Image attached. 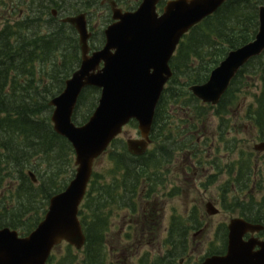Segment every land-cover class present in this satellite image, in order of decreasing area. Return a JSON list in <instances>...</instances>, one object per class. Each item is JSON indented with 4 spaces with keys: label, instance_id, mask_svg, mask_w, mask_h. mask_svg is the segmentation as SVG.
Masks as SVG:
<instances>
[{
    "label": "trees",
    "instance_id": "trees-1",
    "mask_svg": "<svg viewBox=\"0 0 264 264\" xmlns=\"http://www.w3.org/2000/svg\"><path fill=\"white\" fill-rule=\"evenodd\" d=\"M26 1H29L30 9L25 21L16 25L7 23L0 29V112L3 115L0 120V227H11L21 235H27L37 227L47 212L52 196L63 191L75 173V170H70L74 163V149L65 137L54 130L51 122L53 108L50 101L63 91L66 80L81 63L78 33L71 24L60 19L81 12L89 14L93 8L103 5V0ZM116 1L130 10L141 2ZM261 4L264 0L227 1L183 37L171 60L174 74L156 109L152 128L154 147L145 155L133 156L125 142L114 141L108 151L112 166L107 172L113 177L108 180L105 174L96 172L80 207L79 214L86 234L85 246L82 251H77L67 245L65 258L57 260L56 255L53 256L56 264H74L78 261V253L83 254V264L106 262L114 206H127L135 212L138 207L136 198L154 197L162 183L159 169L166 166L171 153L192 151L193 158L202 156L198 137L192 131L199 130L196 122L206 119L207 112L203 108L207 106L189 87L205 82L230 50L255 37ZM54 9L58 12L57 16L53 14ZM106 21L108 23L99 34L93 31L92 39L97 40L95 37L99 36V46L92 45L95 49L105 42L104 29L111 22V15ZM42 24L47 29L44 33L39 31ZM249 75L250 78L258 76L262 84L255 104L250 107L249 119L263 140L264 54L252 59L239 71L219 106L223 108L227 98L231 99L226 104H233ZM100 92L99 88L92 86L82 91L73 117L77 124H83L90 118L98 105ZM187 103L194 107V118L192 112L186 118L180 114H176L175 119L170 117L169 112H173L175 107L182 111ZM217 114H222V111L218 110ZM224 122L225 118H222L218 132L221 141L227 134ZM210 144L206 141V145ZM227 144L228 150H235L237 146L236 141ZM250 161L238 162L239 170L235 168L236 163L227 165L229 176L240 192L249 191L255 183L253 176L258 174L252 167L256 164L252 157ZM46 163L47 168H44ZM212 163L220 169L223 167L217 162ZM34 167L38 169L39 175L35 173L38 182H34L29 175ZM238 207L244 209L242 214L245 215H264L262 203L251 201L236 205ZM257 219L262 221L261 217ZM184 234L178 233L174 237L177 246L181 245Z\"/></svg>",
    "mask_w": 264,
    "mask_h": 264
},
{
    "label": "water",
    "instance_id": "water-1",
    "mask_svg": "<svg viewBox=\"0 0 264 264\" xmlns=\"http://www.w3.org/2000/svg\"><path fill=\"white\" fill-rule=\"evenodd\" d=\"M142 0L135 10H124L115 0L111 5L114 22L105 29L106 42L92 50L88 14L68 15L61 20L78 32L82 58L79 68L67 79L64 90L50 102L55 131L66 137L76 153V174L67 188L54 195L43 220L27 236L10 227L0 228V264H48L54 247L68 242L81 249L86 235L79 218L94 164L136 120L141 138H129L130 153L143 155L151 143L157 105L173 71L170 60L182 37L227 0ZM264 53V5L259 7V30L247 44L230 51L212 70L209 79L190 86L204 103L216 105L238 71L253 57ZM101 89L98 106L83 125L73 121L79 97L86 87ZM2 114L0 113V120ZM264 150V141L255 147ZM37 181L33 172H30ZM210 213L217 210L208 205ZM263 226L235 218L229 225L227 256L207 258L203 264H264V241H243L248 231ZM259 245L258 250H254Z\"/></svg>",
    "mask_w": 264,
    "mask_h": 264
},
{
    "label": "rangeland",
    "instance_id": "rangeland-1",
    "mask_svg": "<svg viewBox=\"0 0 264 264\" xmlns=\"http://www.w3.org/2000/svg\"><path fill=\"white\" fill-rule=\"evenodd\" d=\"M122 7L125 8L124 5H122ZM29 9V1L26 0H0V29L4 28L7 23L16 25L17 23L25 21L29 14ZM109 15L112 16V10L109 5H102L101 7L96 9L93 8V10L89 12L91 30L99 34L101 28L108 23L106 21V18ZM41 26L42 27H39V31L44 33L47 30L46 26L44 24H42ZM95 38H97V40L92 39L91 45L99 46V36ZM251 69H253V67ZM251 77L253 78H250L249 75V77L243 81L244 83H246V85H243L241 87V90L237 92V99H234L233 104L230 103L229 105H227L226 103L231 99L227 98L225 100L223 108L221 106H217L214 108H203L204 112H207V117L202 122H196L195 124V126L197 125V127H199V131L197 132L196 136L198 137L197 144L200 145L199 147L202 152V156H200V158L204 156L205 162H208L206 166L209 169V174H206L202 179H199L200 175H202L200 172L198 173V175L194 174L195 178L193 179L186 178L187 176L193 174L188 168L187 174L182 173V165H184L183 160L185 158V153L173 152L170 155V160L166 161V168L168 169L166 176L167 181L166 184H164V180L158 187L159 198L156 202L157 208L161 209L162 206L161 212L159 211L161 214L157 216L159 219H161V224L159 225L160 228L157 229L158 233L156 239L152 238L154 236L146 238V246H151V244L148 245V242L151 241L152 243V241H157L159 239L162 241H169V235L164 233V231L169 230V224L172 215L176 214L177 219L179 220L188 219V216L191 213V211L189 210L193 208L194 205L198 206L199 212L206 213L205 211L207 201H214L216 206L221 209V211L219 215L214 217L211 216L206 219L205 223L207 225L209 224V228L207 227L206 229L211 230H209V232L205 236H203L201 240L199 238L197 239V242L201 241V245H199V249L196 251L197 254L201 249L204 250V246H206V244L208 245V242L209 244L216 245L219 243L217 241L218 237L214 235L215 230L213 229H215L216 225L220 221H225L226 223H228L232 217H236L238 214H240L241 208H234L231 210V203H233V199L239 198L238 201L242 200L246 203L251 201L259 202L260 200L264 199V152H258L254 148L255 144L261 142L262 139H260L261 137L258 130L252 124L253 122L249 119L250 107L255 104L256 94L260 93L262 84L258 79V76L252 75ZM184 106L186 108H184V110L182 111L177 110L176 107L173 112L170 110V117L175 119L176 114L177 116H179L180 114L182 115V118H186L190 117V114L192 112V117L194 118V107L192 105H189L188 103ZM225 107L226 111L224 110ZM218 110L222 111V114H217ZM222 118H225L224 128L227 127V134L226 136H224L225 139L221 141L220 134H218V132L220 130L219 126ZM172 121L174 122V120ZM181 122L182 119L180 123ZM120 137L123 142L126 141L129 137H140L137 126L129 124L125 127L124 133ZM211 139H213L212 142ZM206 141L207 144L211 143L210 146L206 145ZM229 141L237 142L235 150L227 149V143ZM153 147L154 146L152 145L150 149ZM218 147L219 150L217 149ZM199 155L200 154L198 153L197 156ZM218 157L219 159H217ZM250 157H252L253 162L257 164H253L252 166L255 172L258 171V174L256 173L257 176H254L257 183L255 182L254 187H252V189L247 192H232L231 190H235V185L233 184L234 181H232V178L229 176V168H227V165H233L234 163H236V170H238L237 168L240 166H238L237 163L247 161L251 162ZM172 160H174V162ZM72 161L75 162V157H73ZM212 162L221 164L223 166L222 169H220V171L218 172H214L215 170L212 168V166L216 164ZM196 163L197 162H195V164ZM111 166L112 161L109 160L108 155H104L97 161L94 170L95 172L105 174L107 176V179L110 180L112 175L107 174V172L110 170ZM43 167L47 168V163L43 164ZM75 168V164L72 163V167H70V170H75ZM256 168H258V170ZM31 170L38 174V169L36 167L32 168ZM214 173H217V175L213 176L210 182L207 184L208 175L211 176ZM201 181H203V184H201ZM228 182L229 185L227 184ZM222 195L226 196L224 201L226 208L225 206L222 207ZM250 198H253V200H251ZM153 202L154 200L150 203L153 204ZM144 205L147 206L148 204L144 202ZM113 209L114 212L111 216V221L115 223V226L113 228L111 227L110 232L108 233L109 245L107 246V252L109 254V257L111 252V250L109 249L110 245H115L117 248L127 246V242L129 243L128 245L134 247H138L139 243V246L144 245L142 240H139L138 238L126 241L123 238L124 236L122 237L121 233L118 235L113 231L119 230L121 224L125 221L124 217L122 218L125 213H132L131 215H133L137 212H132L127 207L119 208L117 206H114ZM138 214L140 213L138 212L136 216H134L135 219L138 218ZM157 220L158 219L156 218V223ZM184 223L188 224V220L184 221ZM181 229H183V227ZM202 242H205V244H202ZM67 245L68 244L66 242H63L59 246V248L54 251L57 260H61L67 256ZM126 252L136 253V250H133V248H131ZM81 260H83V254L78 253L79 264H82ZM112 262L116 263L117 261H112L111 258H109L108 263L110 264ZM78 263L76 262L74 264Z\"/></svg>",
    "mask_w": 264,
    "mask_h": 264
},
{
    "label": "flooded vegetation",
    "instance_id": "flooded-vegetation-1",
    "mask_svg": "<svg viewBox=\"0 0 264 264\" xmlns=\"http://www.w3.org/2000/svg\"><path fill=\"white\" fill-rule=\"evenodd\" d=\"M199 130H194L192 131L193 133L197 134ZM198 142V141H197ZM184 154V160L182 165V173L187 174L188 169L192 172L193 175L187 176L186 178H195L194 174H197L200 172L202 175H200L199 179H202L205 177L206 174L208 173V167L206 164L208 162H205L204 156L200 158H193V153L192 151H186L182 152ZM219 159V157L217 158ZM174 162V160H172ZM195 162H197L195 164ZM161 169H159V178L162 180V182L165 180L166 184V176H167V168L166 166H161ZM188 168V169H187ZM212 168L215 170L214 172L220 171V167L217 166H212ZM236 168V167H235ZM240 167L237 169L239 170ZM238 173V172H237ZM217 173H214L213 175L209 176L208 175V182L212 179L213 176H216ZM156 177H158L156 175ZM160 183V182H159ZM162 183H160L161 185ZM201 184H203V181H201ZM159 185V186H160ZM143 191L141 192V194ZM159 190L158 187L155 192V197L152 198H143L142 196L139 198H136L135 200L138 201L137 204V210L135 212H139L140 214L137 215V219L134 218L136 214L131 215L132 213L128 214L125 213V215L122 216L124 217L125 221L121 224V227L119 230L115 231L118 235L121 233L122 237L126 241L134 240L135 238H138L139 240H142L144 245L138 247L130 246L128 245L129 243L127 242V246H123L121 248H117L115 245H110L109 249L111 250L110 252V257L109 254H107V259L106 262L103 264H109L108 260L111 258V260H116L117 262L110 263V264H203L207 258L213 257V256H219V257H225L228 254L229 251V222L233 218H244L246 221L251 222V223H256V224H262L263 228L256 230L255 232H247L244 234V240L245 242L250 241L251 239L255 241H262L264 240V215L257 216V215H245V214H238L236 217H232L228 223L225 221H220L215 229V236L218 237L217 241L219 242L217 245L216 244H206L204 246V250L198 251L196 254V251L199 249V245H201V241L197 242V239L199 238L200 240L202 239L203 236H205L209 230L211 229H206L207 227L209 228V224L207 225L205 223L206 219L211 216H217L220 214L221 209H219L214 201H207L206 203V213L199 212L198 206L194 205L193 208H191L189 211L191 213L188 216V219H182L179 220L177 219V215H172L171 216V221H170V228L169 230H165L164 233L169 235V241H162V240H157V241H151L148 242V245L151 244V246H146V238L152 237L153 239H156L157 237V229H159V225L161 224V219H159L157 216L161 214L162 206L161 209L156 207V202L157 199L159 198ZM226 196L222 195V207L226 205L224 204ZM153 202L151 204L150 202ZM229 200V199H227ZM144 202H146L148 205L145 206ZM234 202L240 205V201H236L234 199ZM254 202V201H253ZM264 199L260 200L257 203H262L263 204ZM212 204L214 208L217 210L216 213H210L208 205ZM129 206V204H128ZM231 206L233 208V205L231 203ZM127 207V206H126ZM128 208V207H127ZM231 208V210H232ZM130 209V208H128ZM131 210V209H130ZM158 210V212H157ZM132 211V210H131ZM160 211V212H159ZM133 212V211H132ZM132 216V217H130ZM161 217V216H160ZM257 217H261V220H258ZM156 218L157 223H156ZM256 218V219H253ZM188 220V224L184 223V221ZM159 223V224H158ZM158 224V226H157ZM115 226V223H112L110 226L113 228ZM183 227V229H181ZM185 232L182 239V242L180 246H177V242L175 241L174 237L179 233L182 234ZM202 244H205V242H202ZM133 248V250H136V253H127L126 251ZM259 248L256 246V249ZM108 253V252H107ZM112 255V256H111ZM78 263V262H77ZM79 264V263H78ZM81 264V263H80ZM83 264V263H82Z\"/></svg>",
    "mask_w": 264,
    "mask_h": 264
}]
</instances>
